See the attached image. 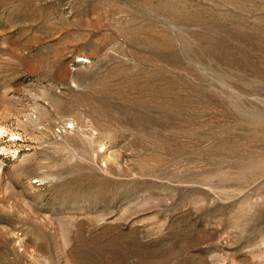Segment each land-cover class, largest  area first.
I'll use <instances>...</instances> for the list:
<instances>
[{
    "label": "rangeland",
    "instance_id": "rangeland-1",
    "mask_svg": "<svg viewBox=\"0 0 264 264\" xmlns=\"http://www.w3.org/2000/svg\"><path fill=\"white\" fill-rule=\"evenodd\" d=\"M0 264H264V0H0Z\"/></svg>",
    "mask_w": 264,
    "mask_h": 264
}]
</instances>
